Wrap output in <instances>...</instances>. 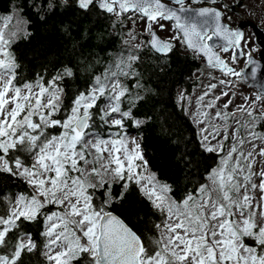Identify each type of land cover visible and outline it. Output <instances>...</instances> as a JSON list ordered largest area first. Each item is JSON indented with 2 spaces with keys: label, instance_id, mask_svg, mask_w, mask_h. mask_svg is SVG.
I'll list each match as a JSON object with an SVG mask.
<instances>
[{
  "label": "snow or ice",
  "instance_id": "snow-or-ice-1",
  "mask_svg": "<svg viewBox=\"0 0 264 264\" xmlns=\"http://www.w3.org/2000/svg\"><path fill=\"white\" fill-rule=\"evenodd\" d=\"M217 3L9 0L11 7L0 10V264H24L26 254L37 252L46 264H264V168L254 167L257 156L264 157V147L257 150L254 143L264 144V130H257L264 128V95L245 97L244 104L231 110L228 90L213 94L216 83L196 97L190 118L199 128V147L216 154L219 162L206 168V182L194 191L180 188L179 175L175 186L159 180L141 137L127 131L129 124L141 128L159 119L161 133L165 137L171 133V114L137 116L136 109L156 95L148 82L157 69L144 64L140 55L144 47L170 63L180 45L228 77L219 80L225 89L233 86V78L244 75L232 66L241 59L256 78L260 62L245 51L243 30L224 22L229 5L201 6ZM65 16L107 18L112 29L123 26L125 19L135 23L138 18L150 38L135 50L125 49L110 58L86 53L76 39L68 57L47 76L22 77L13 43L30 39L33 27L49 30L57 20V30L72 39L74 26ZM157 28L173 34L162 39ZM91 32L81 29L82 37L91 38ZM128 35L135 39L131 30ZM95 39L103 43V33ZM216 49L231 53V65ZM48 54L40 48L33 53L36 60ZM166 67L159 65L160 70ZM81 69H91L90 79L66 103L69 81ZM224 97L229 98L218 106ZM185 101L191 103L181 93V112H188ZM97 120L114 131L101 135ZM166 142L178 157L176 166L183 165L180 172L188 170L191 175L199 169L202 161L193 159L187 142L183 146L180 139ZM246 143L251 145L247 152ZM17 179L32 189L31 194L13 192ZM117 183L119 192L114 190ZM133 188L150 207L146 215H158L151 225L145 218L143 231L111 210L117 202L123 205ZM97 189L103 190L99 204ZM41 223L42 249L30 227ZM152 228L155 233L146 242L144 234Z\"/></svg>",
  "mask_w": 264,
  "mask_h": 264
},
{
  "label": "trees",
  "instance_id": "trees-1",
  "mask_svg": "<svg viewBox=\"0 0 264 264\" xmlns=\"http://www.w3.org/2000/svg\"><path fill=\"white\" fill-rule=\"evenodd\" d=\"M236 3L237 6H239ZM9 0H0V10H6L10 8ZM234 10V7H231ZM64 19L71 20L73 24L72 39H69L57 30L59 28V20L55 26L50 27L49 30H45L44 26H40L37 30L33 27V35L30 39L20 38L13 43L12 48L16 55L19 65L20 73L24 78H36L38 75L43 74L47 76L49 72L53 71V66H59V62L62 59H66L69 54V50L73 47V41L79 39L84 44L85 52L91 51L93 54L99 53L101 58L114 57L123 50V35L124 26H117L116 29L110 27V21L107 18H100L93 16L91 18H77L65 16ZM79 26V27H77ZM91 28V38L86 34L82 37L81 29ZM103 33V43L96 40L95 37ZM109 33H111L109 35ZM99 46V47H97ZM40 48L46 50L49 54L40 59L34 58V51ZM106 49V51H104ZM140 55L143 58V62L146 66L157 69V74L152 77L148 82L150 87H155L156 95L145 106L136 109L139 119H144L145 115L158 116L163 111L165 115L171 114L169 124L172 126L171 133L165 137L160 131L161 121L159 119H153L147 121L141 128H135L129 124L127 131L131 135L141 137L140 142L144 146L146 156L148 157L152 170L157 174V177L162 182H170L175 186L177 183V176L179 175V186L181 189H187L188 191H194L199 183L206 182L205 170L211 169L218 164V157L216 154L203 152L199 147V139L197 131L185 112H181L180 105L178 104V95L184 93L187 96L196 88L198 79L195 74L202 69L200 62L190 52H179L174 50L171 55V62H168L167 57H157V55L151 52L147 47H144L140 51ZM159 61V63H158ZM93 63H96L95 60ZM167 64V67L160 70L159 65ZM101 65L97 64V68ZM81 69L78 76L69 81V87L66 89L67 95L65 96V102L70 103V99L73 94L78 90H82L85 81L90 79V73ZM147 75V74H146ZM97 124L100 125L98 131L101 135L107 136L109 132L114 129L109 128L107 125H103L97 120ZM58 131V130H53ZM95 131V130H94ZM168 139H180L183 142H187V150L193 153V159L202 161L198 170H193L189 175L188 170L180 172L179 169L183 168L180 165L176 166L178 157H174V148L167 143ZM13 192L23 191L26 194H30V190L26 183L22 180L13 181ZM116 192L120 191L119 184L114 185ZM102 189H97V201L100 203V196ZM52 207V206H49ZM114 214L125 219L130 225H139V230L143 231L145 227V218L149 225L153 220L158 221V215L147 216L150 211V207L147 201L143 200L139 196V193L135 188L133 192L128 196V199L121 205L117 202L111 209ZM139 218V220H138ZM33 231L34 238L38 241V246L42 249L44 237L40 235L43 231L42 223L40 225L30 226ZM155 233V229L152 228L151 233H145V241L147 237ZM249 244H253L254 241L247 240ZM24 264H46L44 257L37 252L35 254H26L24 257Z\"/></svg>",
  "mask_w": 264,
  "mask_h": 264
},
{
  "label": "rangeland",
  "instance_id": "rangeland-1",
  "mask_svg": "<svg viewBox=\"0 0 264 264\" xmlns=\"http://www.w3.org/2000/svg\"><path fill=\"white\" fill-rule=\"evenodd\" d=\"M222 4H227L229 7L236 5L237 0H221ZM240 3L239 6H234V10L232 14H229L231 19L235 20H248L254 23L256 26L264 30V0H238ZM220 8V6L218 7ZM135 23L132 20L125 19V34L123 35V50L130 49L135 50L134 46L141 44L145 41V38L148 33L144 30V21L138 18H134ZM170 28V25L168 26ZM128 30H131L135 39H132L128 35ZM157 35H159L162 39H167L173 33L166 28L164 31H160L158 28L155 29ZM243 43L246 44L245 51L250 52L252 56H255V52L258 50V47L254 43V39L250 30H246L244 32V40ZM226 60L231 61V56L227 55L224 56ZM244 60L242 59L237 64L233 65V67L240 71L244 67ZM196 78L198 79V84L195 89L188 95L190 98L191 103L188 101L184 102V107L188 109V112H185L187 116L190 118V113L195 110V101L196 97L201 95L204 91L207 90V85L210 83H216L217 88L213 90V94L218 95L221 91L228 90L229 96H231L233 103L230 105L229 110L235 108L237 105H241L245 103V97H249L251 99H255L257 94L254 90L248 88L244 83L241 82L240 78H233L232 79V87L230 89H225L224 85L219 84L220 79H229L228 77H224L220 71H217L212 68H203L200 69L196 74ZM215 77V79H213ZM181 94V93H180ZM178 95V97L180 96ZM229 97H224L221 101L218 102V106L222 107L224 101H226ZM207 99V98H206ZM192 121V119L190 118ZM193 123V121H192ZM232 124V121H229ZM194 124V123H193ZM197 136L199 133V128L195 125ZM235 126V125H233ZM258 131L264 130V128H258ZM243 131V130H242ZM112 132V131H111ZM199 139V137H198ZM257 145V150L259 147H264L260 141H255ZM245 152L251 150L250 144L244 145ZM219 162V160H218ZM255 170L259 171L261 168H264V157L257 156V163L255 164ZM23 181V180H22ZM27 185V184H26ZM28 186V185H27ZM29 188V186H28ZM30 194L32 189L29 188ZM259 198V193H256V200L253 201V205L255 206L257 200ZM53 207V206H52Z\"/></svg>",
  "mask_w": 264,
  "mask_h": 264
},
{
  "label": "water",
  "instance_id": "water-1",
  "mask_svg": "<svg viewBox=\"0 0 264 264\" xmlns=\"http://www.w3.org/2000/svg\"><path fill=\"white\" fill-rule=\"evenodd\" d=\"M237 27L242 30L248 28L251 31L254 43L259 49L257 56L253 58L258 59L260 62V69L257 72L255 79H252L251 77V69L246 68L245 65L242 69L244 71V75L240 77V79L247 85L248 88L256 91L257 95H264V30L248 20L240 21L236 28ZM203 65L207 67L206 62H204Z\"/></svg>",
  "mask_w": 264,
  "mask_h": 264
},
{
  "label": "flooded vegetation",
  "instance_id": "flooded-vegetation-1",
  "mask_svg": "<svg viewBox=\"0 0 264 264\" xmlns=\"http://www.w3.org/2000/svg\"><path fill=\"white\" fill-rule=\"evenodd\" d=\"M222 4V2H221V0H218V3L217 4H215V5H212V4H208V5H201V6H208V7H216V8H218L220 5ZM194 7H196V6H194ZM231 8V7H230ZM221 11H224L223 9H221ZM232 9H231V11H228V12H226L225 13V20H224V22L225 23H227V24H230L233 28H236V26L238 25V23L240 22V21H242V19H239V20H235V19H230V20H228L227 19V17L229 16V14H232ZM129 15H131V13H129ZM125 21V20H124ZM125 25V22L123 23V26ZM246 30H249L248 28H245L244 30H243V32H245ZM124 34H125V29H124ZM158 37H160L159 35H157ZM145 38V41H147L148 39H149V34L146 36V37H144ZM161 38V37H160ZM173 43H175V41H173ZM211 43V42H210ZM175 50H177V51H179V52H183V51H185V52H190V51H186L183 47H181L180 45H177L176 46V48H175ZM216 51H218L219 52V54L224 58V56H227V55H230L231 56V53H223L222 51H220L219 49H216ZM258 51H259V49L255 52L256 54H255V56H252V57H256L257 56V54H258ZM190 53H192V52H190ZM193 54V53H192ZM194 55V54H193ZM195 56V55H194ZM161 57H163V56H161ZM195 58L200 62V65L202 66V69L203 68H209V67H206V66H204L203 65V63H202V61H201V59L200 58H198V57H196L195 56ZM242 60V59H241ZM240 60V61H241ZM228 62H229V64L231 65V61H229V60H227ZM245 65V64H244ZM233 66V65H232ZM243 69V68H242ZM241 69V70H242ZM252 90V89H251Z\"/></svg>",
  "mask_w": 264,
  "mask_h": 264
}]
</instances>
